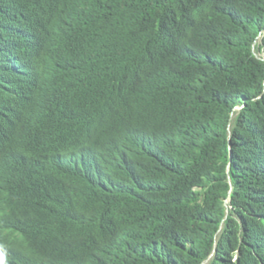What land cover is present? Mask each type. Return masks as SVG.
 <instances>
[{
  "label": "trees",
  "instance_id": "obj_1",
  "mask_svg": "<svg viewBox=\"0 0 264 264\" xmlns=\"http://www.w3.org/2000/svg\"><path fill=\"white\" fill-rule=\"evenodd\" d=\"M0 264H264V0H0Z\"/></svg>",
  "mask_w": 264,
  "mask_h": 264
},
{
  "label": "rangeland",
  "instance_id": "obj_2",
  "mask_svg": "<svg viewBox=\"0 0 264 264\" xmlns=\"http://www.w3.org/2000/svg\"><path fill=\"white\" fill-rule=\"evenodd\" d=\"M259 56V54H257Z\"/></svg>",
  "mask_w": 264,
  "mask_h": 264
}]
</instances>
